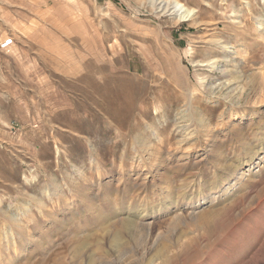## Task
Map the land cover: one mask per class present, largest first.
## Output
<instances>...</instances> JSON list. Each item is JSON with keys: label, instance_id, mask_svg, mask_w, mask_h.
<instances>
[{"label": "rangeland", "instance_id": "1", "mask_svg": "<svg viewBox=\"0 0 264 264\" xmlns=\"http://www.w3.org/2000/svg\"><path fill=\"white\" fill-rule=\"evenodd\" d=\"M172 1L0 0V264H264V0Z\"/></svg>", "mask_w": 264, "mask_h": 264}, {"label": "bare ground", "instance_id": "2", "mask_svg": "<svg viewBox=\"0 0 264 264\" xmlns=\"http://www.w3.org/2000/svg\"><path fill=\"white\" fill-rule=\"evenodd\" d=\"M160 7L164 8L167 11H171L177 15H180V18L183 20L184 17H188L190 11L179 1H172V0H158ZM186 17V18H187ZM4 40H8L6 37Z\"/></svg>", "mask_w": 264, "mask_h": 264}, {"label": "built area", "instance_id": "3", "mask_svg": "<svg viewBox=\"0 0 264 264\" xmlns=\"http://www.w3.org/2000/svg\"><path fill=\"white\" fill-rule=\"evenodd\" d=\"M14 44V39L9 38L8 40H3L1 43V48L4 50H8Z\"/></svg>", "mask_w": 264, "mask_h": 264}]
</instances>
